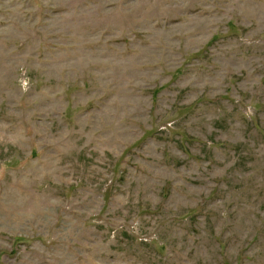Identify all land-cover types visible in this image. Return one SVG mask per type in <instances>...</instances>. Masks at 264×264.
Here are the masks:
<instances>
[{
    "label": "rangeland",
    "instance_id": "1",
    "mask_svg": "<svg viewBox=\"0 0 264 264\" xmlns=\"http://www.w3.org/2000/svg\"><path fill=\"white\" fill-rule=\"evenodd\" d=\"M0 264H264V0H0Z\"/></svg>",
    "mask_w": 264,
    "mask_h": 264
}]
</instances>
